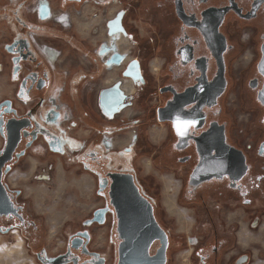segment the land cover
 Masks as SVG:
<instances>
[{"label":"flooded vegetation","instance_id":"af4514ba","mask_svg":"<svg viewBox=\"0 0 264 264\" xmlns=\"http://www.w3.org/2000/svg\"><path fill=\"white\" fill-rule=\"evenodd\" d=\"M0 57V234L42 264H264V0H0ZM68 171L99 204L48 236L35 192Z\"/></svg>","mask_w":264,"mask_h":264},{"label":"rangeland","instance_id":"374dc122","mask_svg":"<svg viewBox=\"0 0 264 264\" xmlns=\"http://www.w3.org/2000/svg\"><path fill=\"white\" fill-rule=\"evenodd\" d=\"M55 0H52L54 5ZM66 21V20H65ZM0 57V64H6ZM7 68L3 72H0V101L6 98L11 91L14 90V85L9 80L7 74ZM156 131H158L156 129ZM160 131V130H159ZM143 161V160H142ZM147 161V160H145ZM146 163V162H145ZM57 177V182L54 185L49 186L47 189L45 185H42L35 192L39 198L41 213L44 215L45 220L50 228L48 236H52L57 233L55 223L62 222L67 217L72 220H78L81 217H85L89 214V210L92 207L98 206L99 200H96L93 195V189L84 174L74 173V171H68L65 175L60 172ZM54 222V225H51ZM58 222V223H59ZM47 236L46 244L51 245V239ZM54 243L57 241L62 245V239L52 237ZM61 250V247H57V251ZM49 254H54L52 250ZM0 264H42L37 261L33 253L28 249L24 239L17 233H11L8 235L0 234Z\"/></svg>","mask_w":264,"mask_h":264},{"label":"water","instance_id":"95a60500","mask_svg":"<svg viewBox=\"0 0 264 264\" xmlns=\"http://www.w3.org/2000/svg\"><path fill=\"white\" fill-rule=\"evenodd\" d=\"M123 181V179H120V181L119 182H122ZM125 182H129V183H131L132 185H133V182H132V180H128V179H126L125 180ZM5 194V193H4ZM136 203H142V202H144V204H146V201L144 200V199H142L138 194H137V196H136ZM116 202H117V200H116ZM127 204H129V202L128 201H120L119 203H117L116 204V206H118L119 208L121 207V206H123V205H127ZM130 216L126 219V221L127 222H129V221H132V218H134V219H136V216L138 215V213H131V214H129ZM132 222H137V221H132ZM145 224H147V227H146V229H147V231H154L155 229L156 230H159V228L157 227V225H156V223H155V221H154V218H153V214H152V212L151 211H148V213L146 214V220H145ZM142 224H144V223H142ZM157 227V228H156ZM157 238H160V236L158 235L157 236ZM140 239H141V241L143 242V241H148V242H150L151 241V237L149 238V237H145L144 235H142L141 237H140ZM145 257H148V255H147V252H145L144 254H143ZM162 255H163V252H162Z\"/></svg>","mask_w":264,"mask_h":264},{"label":"snow or ice","instance_id":"6c2138e0","mask_svg":"<svg viewBox=\"0 0 264 264\" xmlns=\"http://www.w3.org/2000/svg\"><path fill=\"white\" fill-rule=\"evenodd\" d=\"M178 120H179V118H178ZM192 123H194V122H184V124L186 126L189 125V124H192ZM176 131H177V134L180 135V136H184V135L187 134V128L186 127L185 128H181L179 123L176 124ZM0 230L7 231V229H0Z\"/></svg>","mask_w":264,"mask_h":264}]
</instances>
